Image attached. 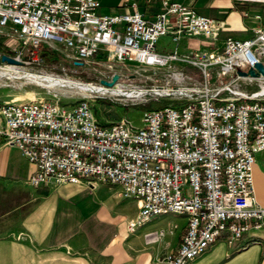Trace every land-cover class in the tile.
I'll return each mask as SVG.
<instances>
[{
  "label": "built area",
  "instance_id": "obj_1",
  "mask_svg": "<svg viewBox=\"0 0 264 264\" xmlns=\"http://www.w3.org/2000/svg\"><path fill=\"white\" fill-rule=\"evenodd\" d=\"M158 2L147 19L135 8L100 13L97 0H0V30L12 50L6 55L19 61L0 60V69L39 64L41 48L55 43L70 51L73 70L100 59L145 66L177 60L200 74L199 81L173 70L171 78L188 85L170 86L166 95L175 103L141 110L140 125L126 117L98 120L90 101L106 89L68 106L42 97L5 101L0 135L32 164L31 186L82 178L118 184L121 196L138 201L127 232L153 216L183 215L177 246L159 260L186 264L218 236L234 243L251 228L264 230V206L255 202L251 178L254 155L264 150V76L236 72L255 62L264 66V28L245 38L225 36L206 54H181L174 46L160 52L159 36L172 43L181 35L213 38L220 23L185 0ZM118 80L111 86L123 87ZM251 80L257 89L242 88Z\"/></svg>",
  "mask_w": 264,
  "mask_h": 264
},
{
  "label": "crops",
  "instance_id": "obj_2",
  "mask_svg": "<svg viewBox=\"0 0 264 264\" xmlns=\"http://www.w3.org/2000/svg\"><path fill=\"white\" fill-rule=\"evenodd\" d=\"M97 2L100 13L135 8L147 19L160 9L158 0ZM185 2L196 13L219 21L215 37L181 35L172 43L163 35L166 37L156 40L157 51L174 46L181 54H206L219 49L225 36L245 38L254 28H264V0ZM161 40H168L167 48ZM170 63L181 71L185 68L181 61ZM183 73L197 79L192 71ZM34 98L19 93L11 84H0V104ZM254 156L253 196L264 206V150ZM32 168L0 135V264H164L160 256L177 246L185 223L183 215L153 216L127 232L125 222L136 214L138 201L121 196L118 184L82 178L31 186L27 177ZM237 243L243 245L236 247ZM186 264H264V230L251 228L234 243L218 236Z\"/></svg>",
  "mask_w": 264,
  "mask_h": 264
},
{
  "label": "rangeland",
  "instance_id": "obj_3",
  "mask_svg": "<svg viewBox=\"0 0 264 264\" xmlns=\"http://www.w3.org/2000/svg\"><path fill=\"white\" fill-rule=\"evenodd\" d=\"M7 39L8 36L4 34L3 30H0V54L12 53L10 47L6 46ZM160 43L163 47H168V40H161ZM51 45V47L42 48L44 50L39 64L30 63L19 69L42 74L50 73L58 75L61 78L67 77L73 81L76 80L92 85L100 84L99 79H103V75L115 72L119 77L118 83L123 86L121 88H150L151 86L166 88L170 86L183 87L188 85L186 81L171 78V72L173 70H180V68L172 67L170 62L159 66H145L132 61L118 63L100 59L84 62L76 70H73L67 56L70 51L60 48L55 43ZM184 65L185 68L182 69V72L192 71L200 81V74H196V71H198L196 67L189 64ZM6 77L0 78V84H11L17 87L19 93H23L29 97H42L45 101L57 100L66 106L77 101L86 93L74 87L64 85L46 87L27 81L24 78ZM241 86L245 90H255L257 89V81L251 80L249 83L243 82ZM93 93L97 94L96 92ZM52 94H55V96ZM148 101H159L157 104L160 106L167 103H175L166 94H157L153 91L136 96L113 95L110 92H106L95 96L90 102L99 121L108 123L120 117H126L131 125L136 126L140 125L141 114V110L136 107L146 105Z\"/></svg>",
  "mask_w": 264,
  "mask_h": 264
},
{
  "label": "bare ground",
  "instance_id": "obj_4",
  "mask_svg": "<svg viewBox=\"0 0 264 264\" xmlns=\"http://www.w3.org/2000/svg\"><path fill=\"white\" fill-rule=\"evenodd\" d=\"M6 76H8V78H24L27 81H31L33 83L39 84L40 86L46 87L54 85L74 87L86 93H97L107 89L113 95L136 96L150 91L156 92L157 94H166L169 92V90H171L170 87L159 88L157 86H151L150 88L145 89L137 87L120 88L117 85H114L104 88L98 85L87 84L76 80L73 81L67 77L61 78L58 75L30 72L16 68L14 66H4L0 69V78H5Z\"/></svg>",
  "mask_w": 264,
  "mask_h": 264
},
{
  "label": "water",
  "instance_id": "obj_5",
  "mask_svg": "<svg viewBox=\"0 0 264 264\" xmlns=\"http://www.w3.org/2000/svg\"><path fill=\"white\" fill-rule=\"evenodd\" d=\"M0 60L1 61H5L7 63H11V64H18L19 61H17L16 59L6 55V54H0ZM236 72L240 75H244V74H248L250 76H256L258 74L264 76V66L262 65L261 62H255L253 64V67H248L246 70H236ZM118 74L113 72L109 79H99V83L106 85V86H111L114 84V81L117 79ZM156 93V92H155Z\"/></svg>",
  "mask_w": 264,
  "mask_h": 264
},
{
  "label": "trees",
  "instance_id": "obj_6",
  "mask_svg": "<svg viewBox=\"0 0 264 264\" xmlns=\"http://www.w3.org/2000/svg\"><path fill=\"white\" fill-rule=\"evenodd\" d=\"M43 50L44 49L41 48V51H40L41 55L43 54ZM157 102H159V101H148V103L146 105L137 106L136 108H138L140 110H143V109L160 107V105L157 104ZM101 123H104V122H101Z\"/></svg>",
  "mask_w": 264,
  "mask_h": 264
}]
</instances>
